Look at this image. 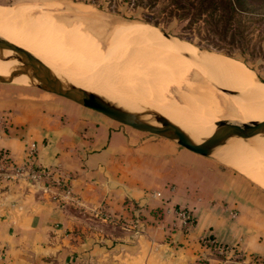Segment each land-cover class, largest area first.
<instances>
[{
	"label": "crops",
	"instance_id": "1",
	"mask_svg": "<svg viewBox=\"0 0 264 264\" xmlns=\"http://www.w3.org/2000/svg\"><path fill=\"white\" fill-rule=\"evenodd\" d=\"M27 87L37 88L0 82V149L17 163L33 140L38 163L58 169L38 181L0 169V264H239L251 255L264 264L263 187L170 138ZM58 178L72 199L52 196ZM179 207L193 212L191 227ZM206 238L231 249L217 255Z\"/></svg>",
	"mask_w": 264,
	"mask_h": 264
},
{
	"label": "rangeland",
	"instance_id": "2",
	"mask_svg": "<svg viewBox=\"0 0 264 264\" xmlns=\"http://www.w3.org/2000/svg\"><path fill=\"white\" fill-rule=\"evenodd\" d=\"M0 3H3V4H0V16L5 18L7 16H10L12 13H16V12L22 13L23 14V16H22L23 24L24 25H25V23L27 24L22 29H21V26L16 24L15 28H13L10 31L9 36L5 34V35H0V37H3V38H5V39L17 44V45H20V46H22V44H23V46L25 45L24 48H26L28 51H30L34 56H36L38 59H40L44 64L48 65L49 67H51L52 69H54L58 72L63 73L68 78L79 79V80H77V82H79L85 86H89L91 88H99L105 92L111 93V94L125 100L126 102H128L130 105H132L135 108H141L142 106H148V105L154 106L155 108H157L158 110H160L161 112L166 114L171 119H173L176 122H179L183 125L184 124L189 125V126H191V125H205V124L208 125L209 123H210V125H215V122L220 121V120H224V119H228L229 116L237 117L238 112L236 111V109L231 108L228 111L225 108L226 104H224V102L229 100L231 94L224 91L221 88V86H219L218 84H216L214 82H207V80L204 79V78L208 79L207 76L205 75V71L201 72L202 76H200V77L196 76L195 75L196 68L198 70V68L201 65L196 64L194 62V64L196 66H198V67H194V65L192 64L193 62L188 61V60L183 61L178 56L181 54L179 52H177L176 50L172 49L170 46L169 47H170L171 51L173 52L174 57H176V59H179L181 63L183 62L184 63V64L182 63L183 65L186 64V66H190L192 68L189 69L187 73H184L183 75H181L179 77H173L171 79L170 78L168 79V77H172V75H173V73L170 72V70L168 69L169 66H167V64L169 65V64H171V62L174 61V60H171V62L169 61L170 63L169 62L164 63V66L167 67V68L166 67L164 68L165 71L161 70V72L157 75L155 69L157 70V72H159L157 67L160 65L159 63H157V61L150 60V59L149 60L148 59L141 60L140 57H133L134 59H131L130 57L125 55L126 50L129 49V47L130 48L132 47L131 45L133 44V41H134L133 38H129L128 40L123 41V40H121L122 36L125 37V35H123V34H122V36L116 35V37H114V38L113 37L109 38L110 35L112 34V29H114V27L117 24L126 23V22H136V23L142 24L144 26V27L142 26L143 30H141L143 32V34L139 32L137 38H140V40H143V39H147L150 37L149 39H147L150 41L152 38L156 37L155 39H156V41H159L158 45H160V46H163L164 45L163 43H166V41H165L166 38L163 35L157 34L154 31L150 30V28H152V29L155 28L157 30H158V27L162 28V29L166 30L167 32H169L171 35L175 36L177 39L191 43L198 50H200L199 48H202V50L209 51L210 56L216 55L217 57H221V58L233 59V61H235V62L237 61V63H240V65L246 66V68H249V69H253V71L256 73V76H258L259 78H262V77L264 78V60L258 59V58H251L248 56L247 57V61H248L247 64L249 65L248 66L244 61H242L241 59L233 57V55H227L223 51L215 50L212 48H207L203 45L198 44L197 39H195V38L190 39L189 37L180 36L179 34L181 33L180 32L181 28L175 22L169 28L168 27L164 28L161 25H154L151 22L143 20L142 17L140 16V13L135 12V14H134L132 12V10L122 9L121 11H114L112 9H109L108 7H99L95 3L84 2L81 0H0ZM48 3H50V4L52 3V5H50V4L48 5ZM59 3H62V4L59 5ZM4 4H7V5H4ZM26 4L29 5L27 9L25 7ZM53 4H55V7H53ZM81 5H85V6H81ZM77 6L87 8V10H89L88 13L86 14V13L80 12V11H82L80 9L75 10ZM131 13H133L134 15H131ZM40 15L43 17H45V16L49 17L50 16L52 19H57L58 21H60L64 24L65 28H67V27L71 28V27L76 25L82 32L88 33L93 38V41L94 42L96 41L92 45V47L89 46L91 48L90 54H92L93 51H94L93 53H95V51L100 50V49L102 51L103 50L104 51L102 52L100 50L99 53H97L93 57L94 59L93 58L91 59V58L87 57V55L85 54V51L82 50L84 45L82 46V43L77 41L76 42L77 45H75L74 50L71 53L70 52L68 53L70 55L65 54V50H60L58 52L54 51L55 53H52L51 55L50 54L45 55L43 53H39L37 49H34L33 44L37 40L42 39V36H38L35 34H29V33H27L26 30L30 29V25H31L30 23H32V21H33V23H38V24L41 23L44 25L45 20H43ZM14 24H15V22L13 21V25ZM18 33H20V34H18ZM68 33L69 32L66 30L63 33V35L60 36V39H58V42H59L58 44L60 46H63V48L66 47V35ZM119 34H121V33H119ZM24 36H25V38H24ZM143 37H145V38H143ZM154 40H152V41L156 42ZM122 41H123V43H125L123 46V50L121 51L122 54L119 52V54H117L118 56L115 57L112 54V52L115 53L116 47H118V45L120 46ZM116 42H117V44H116ZM62 43H63V45H62ZM109 44L112 46H110ZM75 48H76V50H75ZM108 48L110 51L109 53L107 52ZM110 48L112 51L110 50ZM106 49H107V51H106ZM80 50H81V52H80ZM51 52H53V51H51ZM83 52H84V54H83ZM100 52L102 55V56L100 55L101 58L97 57V56H99ZM104 52H106V54ZM103 53H104V55H103ZM107 53L110 56H107ZM71 54H72V56H71ZM62 55H63V58H61ZM105 55H106V57H104ZM111 55L114 58L113 57L109 58V57H111ZM225 55H227V56H225ZM213 56H211V57H213ZM120 57H122V59ZM126 57L130 58V59H127ZM231 57H233V58H231ZM99 60H101V61H99ZM127 60L129 61L130 64L128 63ZM140 60L142 62H144V64H146V65H144V66H146L145 67L146 69L144 67H142L143 63H141ZM206 60H209V59H206ZM80 61H81V63H80ZM88 61H90V63ZM117 61H119V62H117ZM132 62H133V64H132ZM116 63H118V64H116ZM123 63L129 65V67L125 64L123 65ZM136 63L137 64L139 63L138 65L141 66V69L144 68V70L141 71V69L139 67L140 70L137 69V70H139V71H137L136 70V67H137ZM154 63L157 64L156 65L157 67H155ZM134 65L136 66L135 68H133ZM208 65L211 66V64H208ZM131 66H133V67H131ZM147 66L148 67L150 66V67L147 69ZM154 67H155V69H154ZM201 68L204 69L203 66H201ZM162 73H164V74H162ZM212 73L214 74V76H216V78L226 79L225 77L218 75L215 72H212ZM159 75H161V77ZM251 79H252V77H251ZM185 80H187V81H185ZM190 81H193V82H190ZM194 82H197L198 84L194 83ZM11 83L13 85H18V84L20 85V83H16V82H11ZM191 85H192V87H191ZM196 87H200V88H196ZM21 88L24 89V87H21ZM205 88L208 90V92H211L215 96V98L217 99L219 108L221 109V110L220 109L217 110V113L215 112L216 118H213L214 120L209 122L208 124L204 123L205 122L204 117L202 116L201 110L199 109L200 105L198 107V105L192 103L191 100L188 98V96L192 97L194 95L201 94L203 91L206 90ZM26 89L27 90H38V91L41 90L40 88H30V87H27ZM191 89L194 91H191ZM50 93L54 94L53 92H50ZM188 93H190L191 95ZM101 94H103V93H101ZM197 104H199V103H197ZM194 107L196 109H194ZM227 107L228 108L231 107L230 102H229V104L227 103ZM188 108L190 110H188ZM234 121H237V120H234ZM212 158L214 160H216L218 163H220L222 166L227 167L230 170H233L234 172L243 175L248 180L252 181L253 183H255L259 186H261L260 184L256 183L254 180L249 178L247 175H245V173L241 169L234 168V167L226 164L222 158H221V160H218L213 156H212ZM44 186H46V185H44ZM261 187H263V186H261ZM58 191H60V189H58ZM53 193H54V191L51 192V194H53ZM157 197H161V195L157 196ZM70 199H72V193L70 195ZM157 208L154 209V212H156L157 214H160L163 212L162 207H160L159 209H157ZM115 221H116V219H114V218L111 219V222H115ZM227 250L230 251V249H227ZM227 250H223V251L214 250V252L217 255H223V254H225V252ZM233 254H234L235 258H237V259L244 258V252L243 251H236L235 250V252ZM251 257L252 258H250L248 261L238 262V263L239 264H262L263 261L261 260V258H259V256H256V255L252 256L251 255Z\"/></svg>",
	"mask_w": 264,
	"mask_h": 264
},
{
	"label": "bare ground",
	"instance_id": "3",
	"mask_svg": "<svg viewBox=\"0 0 264 264\" xmlns=\"http://www.w3.org/2000/svg\"><path fill=\"white\" fill-rule=\"evenodd\" d=\"M52 3L51 4L48 3V5L49 4L52 5ZM60 4H62V3H59V5ZM28 6H29L28 4L25 5L26 9L28 8ZM81 6H85V5H81ZM53 7H55V4H53ZM78 9L82 10V11L79 10L80 12H83L86 14L89 11V10H87V8L77 6L75 10H78ZM22 16H23L22 13H17V12L12 13L10 16H7L5 18L0 16V35L6 34L9 36L10 31L13 28H15L16 24L21 26V29L24 26H26L27 25L26 23H25V25L23 24ZM41 18L43 20H45L44 25L41 23H39V24L33 23V21H32V23L29 22L31 24L30 29L26 30L27 33H29V34H35L38 36H42V39L37 40L33 44L34 49H37L39 53H43L45 55H47V54L51 55L52 53H55L54 51L58 52L60 50H65V54L70 55L68 53L69 52L71 53L74 50L75 45H77L76 44L77 41L81 42L82 46L84 45L82 50L85 51V54L87 55V57H89L91 59L97 53H99V51L101 50V49L97 50V51H95V53H93L94 52L93 51L92 54H90V50H91L90 47H92V45L96 41L94 42L93 38L88 33L82 32L76 25L71 27V28H68V27L65 28V26L62 22L58 21L57 19H52L50 16L49 17L48 16H45V17L41 16ZM13 21L15 22L14 25H13ZM142 26H143L142 24L136 23V22H126V23L117 24L114 27V29H112V34L110 35L109 38H112V37L114 38V37H116V35L122 36V34L125 35V37L122 36V38L124 37L123 39L121 38V40H123V41L128 40L129 38H133L134 41H133V44L131 45L132 47L131 48L129 47V49L126 50L125 55H127L131 59H134L133 57H140L141 60H144V59L149 60L150 59V60L157 61V63L160 64L157 67L156 66L157 64L154 63L155 67H157V69L159 71V72H157V70L154 67L157 75L161 72V70H164V68L166 67V66H164L165 62L167 63L169 61L171 62V60H174L173 62H171V64H169V65L167 64V66H169L168 69L170 70V72L173 73L172 77L167 76L168 79L169 78L171 79L173 77H179V76L183 75L184 73H187L188 70L192 68L190 66H186V64L183 65L184 64L183 62H182L183 63L182 64L179 59H176V57H174V54L170 49V47H171L172 49L176 50L177 52H179L181 54L178 56L183 61L188 60V61L193 62L192 64L194 65V67H198L194 64V62L196 64L203 66L204 69H202L201 66L198 68V70L196 68V71H195L196 76H198V77L202 76L201 72L205 71V75L207 76L208 79H206L204 77L203 78L205 80H207V82H214V83L218 84L219 86L227 88V89L242 90L243 91L242 95L231 94L229 100L224 102V104H226L225 108L228 111H229V109L234 108L238 112L237 117L229 116L228 119L231 118V120L233 119V120H237V121L262 120V119H264V81H262L258 76H256V73L253 71V69L246 68V66L240 65V63H237V61L235 62V61H233V59H230V58H221V57H217L216 55H214V56L211 55V56H213V57H211L209 51L198 50L191 43L179 40L176 37L173 40H170L163 35L166 38L165 39L166 43H163L164 44L163 46L158 45L159 41H156V39H155L156 37L152 38L150 41L147 40L150 37L147 39L140 40V38H137V36H138L139 32L143 34V32L141 31V30H143ZM66 30L69 33L66 35V47L63 48V46H60L58 44L59 43L58 39H60V36H62ZM150 30L154 31L157 34L162 35L161 32H159L155 28H153V29L150 28ZM119 33H121V34H119ZM18 34H20V33H18ZM24 38H25V36H24ZM143 38H145V37H143ZM152 40H154L156 42H153ZM123 41L121 42L120 46L118 45L119 48L116 47L115 53L112 52V54L115 57L118 56L117 54H119V52L121 53V51L123 50V46L125 44V43H123ZM116 44H117V42H116ZM62 45H63V43H62ZM24 46L22 44V47H24ZM110 46H112V45H110ZM75 50H76V48H75ZM110 50H111V48H110ZM51 51H53V52H51ZM106 51H107V49H106ZM184 51H187L188 53H190V56L183 54ZM80 52H81V50H80ZM107 52L108 53L110 52L109 48H108ZM13 53H16V50L11 48V47L10 48H4L1 51V56L3 55V57L0 56V73H6V72H8L9 69H14L17 67H25L24 66L25 64L21 60H19L17 58H13V57H9V58L5 57V56H9ZM104 53L106 54V52H104ZM104 53H103V55H104ZM108 53H107V56H110V55H108ZM83 54H84V52H83ZM100 55H101V52H100L99 56H97V57H100ZM71 56H72V54H71ZM225 56H227V55H225ZM104 57H106V55ZM112 57L113 56L111 55V57H109V58H112ZM61 58H63V55ZM120 58L122 59V57H120ZM130 58H127V59H130ZM231 58H233V57H231ZM206 59H209V60H206ZM99 61H101V60H99ZM119 61H117V62H119ZM88 62L90 63V61H88ZM80 63H81V61H80ZM128 63H129V61H128ZM141 63H143V65L141 64L142 67L145 68L146 66H144V65H146V64H144V62H142V61H141ZM116 64H118V63H116ZM124 64L125 63H123V65ZM132 64H133V62H132ZM138 64L136 65L137 67L135 65H134V67L133 66H131V67H133V68L136 67V70L139 69V67L141 69V66ZM208 64H211V66H209ZM125 65H127V64H125ZM127 66L129 67V65H127ZM149 67L147 66V69ZM144 68L141 69V71L144 70ZM139 70H137V71H139ZM212 72H215L216 74L221 75V76L225 77L226 79L216 78V76H214V74ZM162 74H164V73H162ZM159 76L161 77V75H159ZM250 76L252 77V79ZM69 79L74 81L75 83H77L78 85H80L84 88L91 89V90L97 91L99 93H103V95L105 94L109 97L121 100L122 102L129 104L125 100H123V99H121V98H119V97H117L111 93L105 92L99 88H91L89 86H85V85L77 82V80H79V79H75V78H69ZM11 81L16 82V83L25 84V83H27V75L25 73H17L16 75H14L12 77ZM185 81H187V80H185ZM190 82H193V81H190ZM194 83H197V82H194ZM191 87H192V85H191ZM196 88H200V87H196ZM191 91H194V90L191 89ZM188 94H190V93H188ZM188 98L191 100L192 103L198 105V107L200 105L199 109L201 110V114L204 117V121H205L204 123L208 124L209 122L214 120L213 118H216L215 112L217 113V110H219L220 108H219V105H218V102H217V99L215 98V96L211 92H208L207 89L199 95H194L192 97L188 96ZM229 102L231 103V107L228 108L227 103L229 104ZM197 103H199V104H197ZM194 109H196V108L194 107ZM188 110H190V109L188 108ZM191 126L194 127L200 133H207L208 134V133L212 132L215 125H210V123H209L208 125L205 124V125H191ZM193 136L197 137V132L193 133ZM252 140H254V138ZM213 156L218 160H221V158H222L226 164H228L234 168L241 169L245 173V175H247L249 178L254 180L256 183H258L264 187V139L263 138L260 139L259 141L255 142L253 145H249L247 143H243L241 141H234V140L227 142L222 147L217 149L213 153Z\"/></svg>",
	"mask_w": 264,
	"mask_h": 264
},
{
	"label": "water",
	"instance_id": "4",
	"mask_svg": "<svg viewBox=\"0 0 264 264\" xmlns=\"http://www.w3.org/2000/svg\"><path fill=\"white\" fill-rule=\"evenodd\" d=\"M158 30L170 40L175 38L162 28L158 27ZM10 47L15 49L16 53L5 57L17 58L25 64V67H17L9 69L6 73H0V82L11 83L14 75L25 73L27 75L25 85L65 96L122 124L170 138L194 152L209 157H212L213 153L224 144L233 140L253 145L260 139H264V119L248 121L224 119L215 122L212 132L200 133L192 126L176 122L154 106L135 108L121 100L84 88L63 73L44 64L26 48L0 37V56L4 48ZM199 49L202 50V48ZM183 54L190 56L187 51H184ZM221 88L235 95H242L243 92L242 90ZM196 132L197 137H194L193 133ZM253 138L254 140H252Z\"/></svg>",
	"mask_w": 264,
	"mask_h": 264
},
{
	"label": "trees",
	"instance_id": "5",
	"mask_svg": "<svg viewBox=\"0 0 264 264\" xmlns=\"http://www.w3.org/2000/svg\"><path fill=\"white\" fill-rule=\"evenodd\" d=\"M81 1L114 11L129 9L164 28L175 22L181 28L180 36L195 38L198 44L233 55L246 64L248 56L264 60V0Z\"/></svg>",
	"mask_w": 264,
	"mask_h": 264
},
{
	"label": "built area",
	"instance_id": "6",
	"mask_svg": "<svg viewBox=\"0 0 264 264\" xmlns=\"http://www.w3.org/2000/svg\"><path fill=\"white\" fill-rule=\"evenodd\" d=\"M25 154L23 157V160L20 162H13L9 156V153L4 150L0 149V169L1 168H9L13 171L11 172L12 176L24 179V180H33L37 181L41 178H49L51 177L52 173L55 171V169H58V166H42L38 163L37 160V154H38V146L35 141H26L25 143ZM57 188L56 191L52 194L53 197H61L63 201L69 200L71 195V190L68 185H65L63 183V180L58 178L56 179ZM49 187H45V189H48ZM58 189L61 190V193H59ZM58 194V196H57ZM155 195L160 196L161 192L156 191ZM175 214L180 217L183 222L188 226L191 227L194 223V214L191 211V209L187 207H179L175 209ZM232 216L236 215L235 211L231 212ZM205 242L209 245H212L214 250H227L231 249L228 244H222V243H216L213 239L206 238Z\"/></svg>",
	"mask_w": 264,
	"mask_h": 264
}]
</instances>
